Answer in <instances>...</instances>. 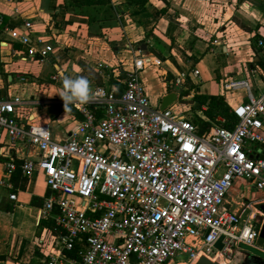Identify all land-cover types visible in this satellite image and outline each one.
<instances>
[{"label": "built area", "instance_id": "built-area-1", "mask_svg": "<svg viewBox=\"0 0 264 264\" xmlns=\"http://www.w3.org/2000/svg\"><path fill=\"white\" fill-rule=\"evenodd\" d=\"M7 34L27 47L28 58L53 53L30 21ZM151 64L137 51L120 96L96 86L87 104H73L82 119L62 143L49 125L31 123L29 102L0 97V136L38 154L20 166L7 161L2 185L12 188L18 168L25 175L41 171L51 192L41 220L55 222L56 252L40 264L217 263L231 261L240 244L262 249L263 221L256 226L224 207L238 180L264 196V153L256 148L264 146V86L256 96L245 80L226 84L247 92L248 101L233 110L237 124L200 134L189 118L151 104L141 79Z\"/></svg>", "mask_w": 264, "mask_h": 264}, {"label": "crops", "instance_id": "crops-1", "mask_svg": "<svg viewBox=\"0 0 264 264\" xmlns=\"http://www.w3.org/2000/svg\"><path fill=\"white\" fill-rule=\"evenodd\" d=\"M67 4L0 0V97L29 102L26 116L33 124L49 125L56 142H65L82 119L73 104L64 108L59 95L63 77L83 76L90 90L100 86L116 93L139 50L152 60L141 74L151 104L161 108L163 98L175 93L177 101L168 109L189 115L204 131L200 134L226 122L221 117L210 122L206 106L195 97L221 96L233 112L248 101L247 92L228 90L226 84L245 80L256 96L264 86V48L259 46L264 42V0H110L79 9ZM23 21L32 22L37 35L53 46L48 59L28 58L27 47L8 36ZM204 122H210L209 130L202 128ZM256 148L264 153L263 146ZM37 157L26 142L0 136V264H40L56 252L50 230L55 222L41 220L51 194L43 173L25 175L18 168L10 178L12 188L2 185L7 161L20 166ZM12 194L16 200L10 199ZM263 197L252 184L238 180L224 209L243 218L254 215Z\"/></svg>", "mask_w": 264, "mask_h": 264}, {"label": "trees", "instance_id": "trees-1", "mask_svg": "<svg viewBox=\"0 0 264 264\" xmlns=\"http://www.w3.org/2000/svg\"><path fill=\"white\" fill-rule=\"evenodd\" d=\"M110 3V0H68V4L74 8L81 7H91V6H103ZM123 75V74H122ZM124 77V75L122 76ZM124 90V85H120L119 89L116 91V95L120 96L121 92ZM196 101L199 102L202 106H206L205 116L210 120V122H215L218 117L225 119V127L232 128L238 122L236 116L232 112L230 106L226 103L225 99L221 96H197L195 97ZM210 122L202 123L201 126L204 130H209ZM200 126V125H199ZM201 133L204 131L201 130ZM42 225V223H41Z\"/></svg>", "mask_w": 264, "mask_h": 264}, {"label": "clouds", "instance_id": "clouds-1", "mask_svg": "<svg viewBox=\"0 0 264 264\" xmlns=\"http://www.w3.org/2000/svg\"><path fill=\"white\" fill-rule=\"evenodd\" d=\"M62 85L64 91L59 95L64 102L65 109H67L70 104L83 105L89 102L91 98L89 82L85 77L79 76L75 79L63 77Z\"/></svg>", "mask_w": 264, "mask_h": 264}, {"label": "water", "instance_id": "water-1", "mask_svg": "<svg viewBox=\"0 0 264 264\" xmlns=\"http://www.w3.org/2000/svg\"><path fill=\"white\" fill-rule=\"evenodd\" d=\"M176 101H177V95L175 93L168 94L162 100L161 109L169 108ZM260 209L264 213V204L260 206ZM260 238L264 241V226L262 228ZM217 246L220 248L221 247L220 243H218ZM238 250L239 251H237L235 255V259L233 261L232 260L231 261L221 260L220 262L212 263L207 259H201L197 264H233V263L236 264L238 259L241 256H245V255L253 258L251 264H264V250L263 249H258V248L249 247V246L240 244Z\"/></svg>", "mask_w": 264, "mask_h": 264}, {"label": "rangeland", "instance_id": "rangeland-1", "mask_svg": "<svg viewBox=\"0 0 264 264\" xmlns=\"http://www.w3.org/2000/svg\"><path fill=\"white\" fill-rule=\"evenodd\" d=\"M212 1V0H211ZM186 2H189V0H182V3L183 4H186ZM187 6H188V3H187ZM187 115H188V113H186ZM186 115V116H187ZM189 116V115H188ZM187 116V117H188ZM115 149V148H114ZM114 149H112V150H114ZM249 217H252V219L251 220H253V222H255V225L256 226H260L261 224H262V221H263V219H264V213L260 210V209H258V211H256L255 213H254V215H252L251 214V212H249V213H247L246 214V216L244 217V219H249ZM259 246H261V247H264V241L260 238L259 240H258V243H257ZM264 249V248H263ZM239 251V250H238Z\"/></svg>", "mask_w": 264, "mask_h": 264}, {"label": "flooded vegetation", "instance_id": "flooded-vegetation-1", "mask_svg": "<svg viewBox=\"0 0 264 264\" xmlns=\"http://www.w3.org/2000/svg\"><path fill=\"white\" fill-rule=\"evenodd\" d=\"M263 225H264V220H263ZM264 248V247H263ZM264 250V249H263ZM235 259V256H234V258L232 259V261ZM252 260H253V258H251V257H249V256H247V255H245V256H241L239 259H238V261H237V263L236 264H251V262H252ZM234 264V263H233Z\"/></svg>", "mask_w": 264, "mask_h": 264}]
</instances>
